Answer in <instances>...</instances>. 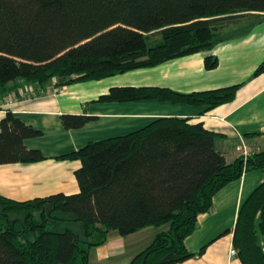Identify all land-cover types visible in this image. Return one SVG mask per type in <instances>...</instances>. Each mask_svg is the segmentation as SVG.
<instances>
[{"label": "trees", "instance_id": "1", "mask_svg": "<svg viewBox=\"0 0 264 264\" xmlns=\"http://www.w3.org/2000/svg\"><path fill=\"white\" fill-rule=\"evenodd\" d=\"M262 15L264 0H0V95L11 90L10 82L45 87L54 79L64 86L209 52L230 37L225 27ZM155 34L159 40L151 39ZM216 65L215 56L204 58L206 69ZM263 71L264 61L253 75ZM239 87L191 93L114 87L98 101L213 108L232 101ZM91 118L60 115L67 130ZM40 135L7 112L0 120V165L43 160L23 143ZM220 137L190 118L159 117L57 156L80 162L74 171L78 192L25 201L0 195V264H88L89 251L109 231L126 236L146 227L166 229L128 264H177L200 256L205 246L197 253L184 246L197 216L244 171L264 173V151L228 163L215 147ZM232 248L241 264H264V179L239 208Z\"/></svg>", "mask_w": 264, "mask_h": 264}, {"label": "crops", "instance_id": "2", "mask_svg": "<svg viewBox=\"0 0 264 264\" xmlns=\"http://www.w3.org/2000/svg\"><path fill=\"white\" fill-rule=\"evenodd\" d=\"M251 22L231 25L236 29L226 34L230 37L209 52L193 53L97 81L57 86L53 79L45 87L35 86L41 91L55 90L51 95L25 98L20 95L23 82H10L11 90L0 95V120L10 112L40 131V136L24 139L23 143L28 149L39 150L44 159L1 164L0 195L25 201L55 193L74 194L78 192L74 171L80 162L59 160L57 156L89 142L125 135L159 117L190 118L191 122H200L207 130L220 134L215 147L228 163L242 157L241 140L250 155L264 151V71L253 75L264 61V21ZM241 26L245 30H239ZM207 55L217 59L213 69L204 66ZM238 84L232 101L213 108L156 100L98 101L114 87L154 86L191 93ZM62 114L92 118L78 129L67 130L60 121ZM263 179L260 170L244 171L238 180L215 193L211 209L197 216L195 230L184 239L188 252L197 253L205 246L203 253L177 264H241L236 256H230L233 228L241 204ZM164 229L146 227L126 236L109 231L104 243L89 251L88 264H128Z\"/></svg>", "mask_w": 264, "mask_h": 264}, {"label": "built area", "instance_id": "3", "mask_svg": "<svg viewBox=\"0 0 264 264\" xmlns=\"http://www.w3.org/2000/svg\"><path fill=\"white\" fill-rule=\"evenodd\" d=\"M22 85L23 86L21 87L20 95L25 98H35V97H39L42 95H51L56 92L55 90H44V91L37 90L33 85L28 84L26 82H23ZM11 96H14V94H12ZM240 143H241V147L239 148L242 150V159L245 162L248 156H250V152L249 150L246 149L242 140L240 141ZM230 256L232 257L236 256L234 249L230 250Z\"/></svg>", "mask_w": 264, "mask_h": 264}, {"label": "rangeland", "instance_id": "4", "mask_svg": "<svg viewBox=\"0 0 264 264\" xmlns=\"http://www.w3.org/2000/svg\"><path fill=\"white\" fill-rule=\"evenodd\" d=\"M254 18H250V17H245V18H243L242 20H241V22H240V24L239 25H242L243 23H249V22H251L252 20H253ZM255 21H260V22H263L264 21V17H257L256 19H255ZM238 26V25H237ZM236 29V26H228V27H225L222 31L224 32V33H229V32H232L233 30H235ZM158 37V35L157 34H155V35H152V37H151V39H155V38H157ZM158 40H159V37H158ZM150 43H153V42H150ZM11 218V217H10ZM58 229H63V227H59Z\"/></svg>", "mask_w": 264, "mask_h": 264}]
</instances>
